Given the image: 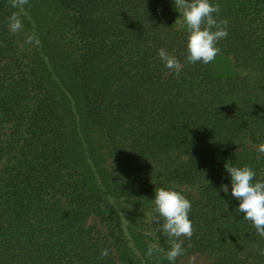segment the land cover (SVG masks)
I'll use <instances>...</instances> for the list:
<instances>
[{"label":"trees","instance_id":"trees-1","mask_svg":"<svg viewBox=\"0 0 264 264\" xmlns=\"http://www.w3.org/2000/svg\"><path fill=\"white\" fill-rule=\"evenodd\" d=\"M211 2L229 22L219 48L254 79L188 63V33L175 28L170 0L59 1L77 50L70 69L86 117L106 136L117 181L91 189L66 156L69 129L39 68V30L26 32V5L21 12L0 0V264H171L147 254L154 242L170 247L151 222L156 187L192 201L195 230L183 238L184 254L264 264V237L237 211L225 168L249 165L264 180V156L248 146L264 143V0ZM13 11L24 24L17 34L8 28ZM31 33L38 46L25 43ZM161 47L183 63L178 76Z\"/></svg>","mask_w":264,"mask_h":264},{"label":"clouds","instance_id":"clouds-1","mask_svg":"<svg viewBox=\"0 0 264 264\" xmlns=\"http://www.w3.org/2000/svg\"><path fill=\"white\" fill-rule=\"evenodd\" d=\"M176 9L180 12L182 20H176L181 28L186 29L188 63H211L220 54L218 43L228 35L229 22L227 19L218 20L217 15L221 8L218 3L211 0H174ZM29 0H9L14 9L24 10ZM10 33L17 34L23 31L24 24L19 12L13 11L8 17ZM25 43L39 45L40 41L35 33L28 34ZM158 56L165 66L178 76L184 65L165 48L158 50ZM256 151L264 156V143L260 144ZM261 156H257L260 159ZM226 171L231 177V194L239 200L237 211L244 213V219L251 223L256 233L264 237V180L256 179L255 170L249 166H233L225 164ZM221 188L228 192V185L222 184ZM154 209L151 222L159 224L160 230L167 236L170 247L165 250L154 242L149 245L147 254H160L165 259L176 264V260L184 255L183 239H191L194 233V224L189 213L192 210V201L181 191L172 187H156L153 199ZM260 255H264V249H260ZM109 255L107 248L100 253L101 258Z\"/></svg>","mask_w":264,"mask_h":264},{"label":"rangeland","instance_id":"rangeland-1","mask_svg":"<svg viewBox=\"0 0 264 264\" xmlns=\"http://www.w3.org/2000/svg\"><path fill=\"white\" fill-rule=\"evenodd\" d=\"M59 1L29 0L26 5L29 17L26 20L25 30L31 32L32 27L35 26L42 37L46 59L39 56V68L48 80L51 93L62 105L69 129L66 150L68 160L82 168L91 189H96L100 180L116 185L117 181L111 165L112 155L106 136L99 126L86 117L79 82L70 69L71 62L77 57V50L71 42V26L59 8ZM170 12L175 28L186 31L175 23L177 19L182 20V17L175 7L174 0H170ZM211 65L217 77L247 75L250 79L255 78L252 71L237 68L233 58L223 54L222 51ZM248 146L257 149L259 145L249 140ZM88 222L103 228L95 216H92ZM213 262L214 256L208 253L184 254L176 260V264H213Z\"/></svg>","mask_w":264,"mask_h":264}]
</instances>
